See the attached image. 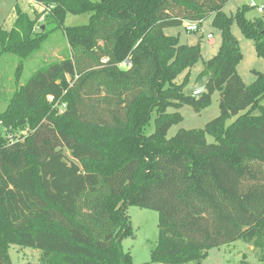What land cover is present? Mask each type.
I'll return each instance as SVG.
<instances>
[{"label": "trees", "instance_id": "1", "mask_svg": "<svg viewBox=\"0 0 264 264\" xmlns=\"http://www.w3.org/2000/svg\"><path fill=\"white\" fill-rule=\"evenodd\" d=\"M34 1L43 8L34 18L17 5L12 29H0V56L16 54L22 70L60 28L70 55L37 70L0 113V264H11V244L39 250L45 264H136L122 244L133 232L131 205L159 213L149 264H201L210 249L238 240L264 263V73L243 82L230 31L235 19L264 57V12L248 19L245 5L227 17L229 0ZM85 13L87 24L64 25ZM210 15L223 40L196 78L210 77L197 99L186 94L190 72L178 77L201 59V46L165 29ZM216 91L218 117L167 137L179 116L170 108L200 111ZM1 127L28 134L9 143ZM239 264L252 263L243 255Z\"/></svg>", "mask_w": 264, "mask_h": 264}, {"label": "rangeland", "instance_id": "2", "mask_svg": "<svg viewBox=\"0 0 264 264\" xmlns=\"http://www.w3.org/2000/svg\"><path fill=\"white\" fill-rule=\"evenodd\" d=\"M252 2L256 5L262 6L264 0H229L223 8V13L227 17L234 16L238 10L243 6H251ZM19 5L21 9L27 12L34 18L35 12H41L43 8L38 5L34 0H0V29L10 31L16 19V6ZM263 13L258 12V7L249 8L246 13L248 19H255L262 16ZM90 15L88 13L74 15L68 14L64 25L75 26L84 25L89 22ZM214 15H210L200 23V30L197 32H187L185 28L169 27L165 29L167 35H172L179 38L181 44L201 46V59L190 70L183 72L178 81H182L186 74H189V87L196 86V78L203 71L205 62L210 60L219 51L222 40L223 31L219 25L213 23ZM185 21V20H184ZM183 21V23H184ZM46 24L44 17H40L37 21L36 31H45L39 27ZM231 34L238 40L240 52L242 54L241 60L238 62L236 68L239 76L246 85H250L257 79L256 72L264 73V57L258 55L255 42L245 36L242 29L235 19L230 26ZM213 38H208V35ZM70 55L69 45L64 33V29L60 28L50 35L48 40L43 45L42 49L37 51L33 56L25 60L22 70L17 71L20 58L13 53H4L0 56V113L6 111L12 96L16 94L20 85L25 84L29 78L41 67L58 61ZM126 68V64L121 65ZM221 95L216 91L212 95V100L208 106L196 110L193 106L184 105L179 109L170 108L168 112L178 113V118L175 119L174 124L171 126L167 133V137L171 138L177 134L181 129H203L208 122L218 117L221 113L220 108ZM260 104L264 105V96L260 100ZM237 116H230L226 119V126H229L236 120ZM2 125V124H1ZM2 132H4L1 127ZM28 129H15L8 131L6 129V136L10 134L19 133ZM155 130V113L146 126V133L152 134ZM207 139L214 141L213 136L206 134ZM64 153L69 161H72L70 151L64 150ZM264 174V165L261 167ZM127 213L131 219V226L133 232L131 235L123 239V248L125 251L132 254L133 260L136 264H149L151 261V251L157 245L159 234V213L156 210L131 205L127 209ZM11 264H45L41 260V252L39 250L21 247L11 244L8 248ZM246 255L248 261L252 264H264L259 261L256 255V249L251 243L244 240H238L231 244L222 245L209 250L208 255L201 264H239ZM186 264H196L190 262Z\"/></svg>", "mask_w": 264, "mask_h": 264}, {"label": "built area", "instance_id": "3", "mask_svg": "<svg viewBox=\"0 0 264 264\" xmlns=\"http://www.w3.org/2000/svg\"><path fill=\"white\" fill-rule=\"evenodd\" d=\"M252 7H258V12L259 13H263L264 12V6H258L256 5L255 2H252ZM202 21H192V20H185L183 23V27L185 28V30L189 33L191 32H197L200 30V23ZM208 38L212 39L213 36L210 34L208 35ZM47 100L49 102H51L53 104V107L56 108L59 113H62L66 107H67V102L63 101L61 99H55L54 96H48ZM1 124V123H0ZM4 132H6V128L2 127ZM28 134V130L26 132V130L21 131L19 133H15V134H8L7 135V139L9 143H14L17 141H21L24 139V137Z\"/></svg>", "mask_w": 264, "mask_h": 264}, {"label": "water", "instance_id": "4", "mask_svg": "<svg viewBox=\"0 0 264 264\" xmlns=\"http://www.w3.org/2000/svg\"><path fill=\"white\" fill-rule=\"evenodd\" d=\"M41 29L44 30L45 29V25H42ZM209 80H210L209 76L203 77L201 79V81L196 86L188 88L186 90V94L188 96L193 97V98H197V99L201 98L206 92L207 83H208Z\"/></svg>", "mask_w": 264, "mask_h": 264}, {"label": "crops", "instance_id": "5", "mask_svg": "<svg viewBox=\"0 0 264 264\" xmlns=\"http://www.w3.org/2000/svg\"><path fill=\"white\" fill-rule=\"evenodd\" d=\"M33 1V0H32Z\"/></svg>", "mask_w": 264, "mask_h": 264}]
</instances>
